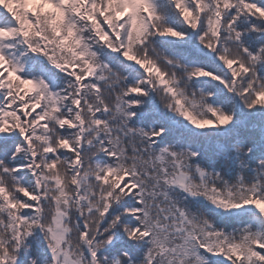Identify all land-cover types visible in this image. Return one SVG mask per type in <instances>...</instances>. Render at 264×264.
<instances>
[{"label": "snow or ice", "instance_id": "snow-or-ice-1", "mask_svg": "<svg viewBox=\"0 0 264 264\" xmlns=\"http://www.w3.org/2000/svg\"><path fill=\"white\" fill-rule=\"evenodd\" d=\"M0 264H264V0H0Z\"/></svg>", "mask_w": 264, "mask_h": 264}]
</instances>
